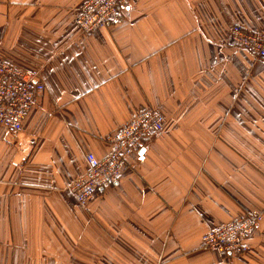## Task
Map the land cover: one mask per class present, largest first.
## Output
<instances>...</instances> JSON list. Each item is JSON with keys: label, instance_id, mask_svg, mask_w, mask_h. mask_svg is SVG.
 Wrapping results in <instances>:
<instances>
[{"label": "crops", "instance_id": "obj_1", "mask_svg": "<svg viewBox=\"0 0 264 264\" xmlns=\"http://www.w3.org/2000/svg\"><path fill=\"white\" fill-rule=\"evenodd\" d=\"M86 1L0 0V59L45 85L20 132L0 128V264H264V219L243 254L201 243L264 215V62L230 39L264 34V0H132L82 34ZM146 109L161 132L79 206L85 155Z\"/></svg>", "mask_w": 264, "mask_h": 264}, {"label": "built area", "instance_id": "obj_2", "mask_svg": "<svg viewBox=\"0 0 264 264\" xmlns=\"http://www.w3.org/2000/svg\"><path fill=\"white\" fill-rule=\"evenodd\" d=\"M132 0H88L75 19L80 33L89 34L116 19ZM234 45L247 51L255 60L264 62V34L254 33L236 25L230 30ZM45 91L38 71L23 69L0 59V128L16 135L36 98ZM163 117L154 109H146L123 123L106 140L109 152L101 159L87 153L86 171L68 187L76 203L86 207L98 190L116 183L130 157L138 155L142 142L161 132ZM264 215L251 211L247 215L211 229L201 237L205 249L229 257L247 252V237L259 228Z\"/></svg>", "mask_w": 264, "mask_h": 264}, {"label": "water", "instance_id": "obj_3", "mask_svg": "<svg viewBox=\"0 0 264 264\" xmlns=\"http://www.w3.org/2000/svg\"><path fill=\"white\" fill-rule=\"evenodd\" d=\"M143 154V149L139 151V155L141 156Z\"/></svg>", "mask_w": 264, "mask_h": 264}, {"label": "rangeland", "instance_id": "obj_4", "mask_svg": "<svg viewBox=\"0 0 264 264\" xmlns=\"http://www.w3.org/2000/svg\"><path fill=\"white\" fill-rule=\"evenodd\" d=\"M77 27H78V26H77ZM21 129H22V128H21ZM20 131H21V130H20ZM20 131H19V132H20Z\"/></svg>", "mask_w": 264, "mask_h": 264}]
</instances>
